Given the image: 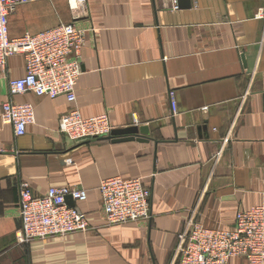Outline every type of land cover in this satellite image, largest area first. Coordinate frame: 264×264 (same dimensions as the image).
Here are the masks:
<instances>
[{"label":"crops","instance_id":"1","mask_svg":"<svg viewBox=\"0 0 264 264\" xmlns=\"http://www.w3.org/2000/svg\"><path fill=\"white\" fill-rule=\"evenodd\" d=\"M86 8L74 104L13 96L35 110L15 137L1 114L7 80L25 74L23 57H10L0 75V264H170L190 218L230 229L239 212L264 204V20L256 19L264 0H190L187 9L176 0H86ZM72 21L66 0L20 5L9 37ZM73 107L83 119L107 115L113 130L146 129L147 142H71L58 121ZM111 177L141 179L151 191L149 220L106 225L98 185ZM20 181L38 196L84 189L76 207L88 230L19 244Z\"/></svg>","mask_w":264,"mask_h":264},{"label":"built area","instance_id":"2","mask_svg":"<svg viewBox=\"0 0 264 264\" xmlns=\"http://www.w3.org/2000/svg\"><path fill=\"white\" fill-rule=\"evenodd\" d=\"M37 1L42 0H0V75L6 74L10 57L21 55L24 59L25 74L7 80L8 99L2 104L1 121L12 127L15 137L24 136L26 127L34 123L35 110L30 104L13 103V96L33 93L50 99L63 96L70 104L76 102L80 54L90 31L77 24L86 17V0H66L73 15L71 23L35 35L10 38L9 15L16 7ZM256 19L264 20V10H260ZM171 101L173 116L177 106L172 98ZM112 131L107 115L83 119L75 107L58 121V132L74 143L104 139ZM228 143L229 137L223 138L220 149L214 151L215 161ZM98 192L108 226L147 221L151 217V191L142 185L141 179L106 178L100 181ZM18 197L19 244L84 233L89 228L86 214L67 203V199L74 204L85 202L84 189L53 187L38 196L28 182L20 181ZM232 258H241L246 264H264V204L239 212L230 229H208L190 218L177 235L175 257L170 264H229Z\"/></svg>","mask_w":264,"mask_h":264},{"label":"water","instance_id":"3","mask_svg":"<svg viewBox=\"0 0 264 264\" xmlns=\"http://www.w3.org/2000/svg\"><path fill=\"white\" fill-rule=\"evenodd\" d=\"M178 7L181 9H187L190 7V0H176ZM147 135L146 129H138L136 127H129L124 129L113 130L106 140L111 142H127L138 140L140 142H147L143 137ZM70 199H67V203L73 207H76V204L68 202Z\"/></svg>","mask_w":264,"mask_h":264}]
</instances>
